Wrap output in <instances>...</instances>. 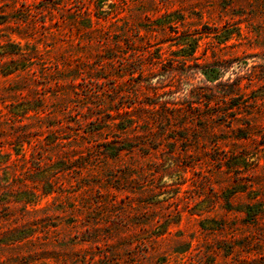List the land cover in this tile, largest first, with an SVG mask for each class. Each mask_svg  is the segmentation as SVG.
Instances as JSON below:
<instances>
[{
  "label": "rangeland",
  "instance_id": "rangeland-1",
  "mask_svg": "<svg viewBox=\"0 0 264 264\" xmlns=\"http://www.w3.org/2000/svg\"><path fill=\"white\" fill-rule=\"evenodd\" d=\"M3 14L0 46L34 58L0 59L25 67L0 75V264H264V0H0ZM191 42L237 95L176 88L172 69L211 86L174 54ZM156 100L117 127L118 108ZM110 142L134 148L114 158Z\"/></svg>",
  "mask_w": 264,
  "mask_h": 264
},
{
  "label": "trees",
  "instance_id": "trees-1",
  "mask_svg": "<svg viewBox=\"0 0 264 264\" xmlns=\"http://www.w3.org/2000/svg\"><path fill=\"white\" fill-rule=\"evenodd\" d=\"M7 21H8V16L3 14V15H0V26H4L7 24ZM0 59L3 60L4 58L6 57H11V58H15V57H20L22 58L24 61H30L32 60L34 57L32 55H24L22 52H21V48L20 46L17 44H13V43H7L5 45H2L0 46ZM196 50H197V42H191V44H189V47L186 48V47H183L179 52H175L174 54H181V57L178 58V60H181L180 62L182 63V65L184 66V68L186 69H189L191 68L189 65H188V62L189 61H194V63L196 64L195 66L197 67V72H203V75L205 76L206 78V81L208 83L211 84V86L207 85L205 87H196L194 86L192 83H190V81L192 80L191 76H192V73H189L188 70H184V73L183 72H180L175 69H172V71L170 72V79H174L176 78V81L178 82L179 85H177V89L186 95L187 92H189V96L190 97H195L196 98V102H192L191 104H194V103H197V104H200L202 102H205L207 105L208 104H211L212 102H214V100L216 98H218L219 96L218 95H223L221 96L222 98H228L232 95H235L236 93L234 92V90H236L237 92L240 91L239 87L236 88L237 86L239 85H233L232 86V89L233 91H229L227 93V91H224L223 86L225 84H222L220 81L217 82V83H214L213 84V80H220L221 77H220V74H217L215 75L214 77H212V75L214 74L215 70L219 67L218 65H201L199 63H196L197 62V58H195V53H196ZM191 70H193V68H191ZM20 71H25V67H19V64L16 60H12L8 63H3L2 65H0V75L5 77V78H9L11 76H14L16 75L17 73H19ZM194 71V70H193ZM177 72V73H176ZM176 73V74H174ZM196 73V72H195ZM131 75L134 74V73H130ZM178 79V80H177ZM214 85V86H213ZM235 86V87H234ZM187 87H190L189 89H187ZM236 88V89H234ZM198 89H206L207 91V94H209L208 97H206V95H203V93L199 92ZM217 90H220V92H218ZM221 91L224 92V94H221ZM218 94V95H217ZM237 95V94H236ZM132 104V103H131ZM135 104H138V106L140 107H135ZM166 104H168V102H161L159 100H156V101H153V102H147V101H144L142 103H139L137 101H135V103H133L132 105H129V107L127 108H137L136 110L135 109H132L130 111H126L123 109V107L121 108H118L116 111L117 115L116 116H122L123 115H126L127 116V119H123L122 122H120L117 127H121L122 130H126L127 128L130 129L131 131L133 130L134 127H136L138 124H139V120H141V117L138 116L139 113H142L143 111L145 113H159V108L163 109ZM22 106V113L24 116H26L28 114V112H31V111H38L39 113L40 112H43V109H42V106L39 104V103H30V102H26V103H22L21 104ZM121 110V111H120ZM124 110V111H122ZM138 113L137 117H135V115ZM115 119V118H114ZM153 121V123H158L160 124L161 121H159L158 119H150L148 118V120L144 121L145 124L149 125V122L150 121ZM124 124H126V126H124ZM137 124V125H136ZM139 138V137H137ZM54 142H51L49 144H53ZM106 147H110V149L107 148V150H110V156L114 157V158H117V157H120V155L123 153V152H132L133 151V148L134 146L133 145H119V146H114L112 144V142L110 143H106ZM17 152H20L19 149H15ZM0 156L1 158H6V157H9L10 154H1L0 153ZM48 186H50V183H48ZM32 196L33 197H36V195L34 193H32ZM30 202V201H29Z\"/></svg>",
  "mask_w": 264,
  "mask_h": 264
}]
</instances>
